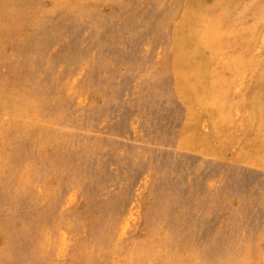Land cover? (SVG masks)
I'll return each instance as SVG.
<instances>
[{"label": "rangeland", "instance_id": "rangeland-1", "mask_svg": "<svg viewBox=\"0 0 264 264\" xmlns=\"http://www.w3.org/2000/svg\"><path fill=\"white\" fill-rule=\"evenodd\" d=\"M0 264H264V0H0Z\"/></svg>", "mask_w": 264, "mask_h": 264}, {"label": "bare ground", "instance_id": "bare-ground-1", "mask_svg": "<svg viewBox=\"0 0 264 264\" xmlns=\"http://www.w3.org/2000/svg\"><path fill=\"white\" fill-rule=\"evenodd\" d=\"M97 16V15H96Z\"/></svg>", "mask_w": 264, "mask_h": 264}]
</instances>
